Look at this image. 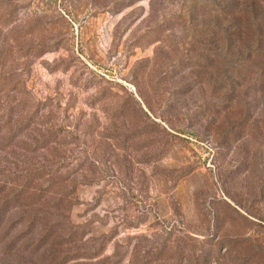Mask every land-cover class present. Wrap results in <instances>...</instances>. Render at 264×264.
I'll return each mask as SVG.
<instances>
[{
    "label": "rangeland",
    "instance_id": "1",
    "mask_svg": "<svg viewBox=\"0 0 264 264\" xmlns=\"http://www.w3.org/2000/svg\"><path fill=\"white\" fill-rule=\"evenodd\" d=\"M229 3L0 0V264H264V58Z\"/></svg>",
    "mask_w": 264,
    "mask_h": 264
},
{
    "label": "trees",
    "instance_id": "2",
    "mask_svg": "<svg viewBox=\"0 0 264 264\" xmlns=\"http://www.w3.org/2000/svg\"><path fill=\"white\" fill-rule=\"evenodd\" d=\"M230 24L234 31L227 32L228 38L242 40L248 34H255L252 43L253 49L249 48L247 56L250 60H261L264 58V31L256 34V26L264 23V1L262 0H230L229 6ZM263 15L260 17V15ZM259 22V23H258ZM251 50V51H250ZM264 61V60H263ZM255 65H250L253 72H258Z\"/></svg>",
    "mask_w": 264,
    "mask_h": 264
}]
</instances>
